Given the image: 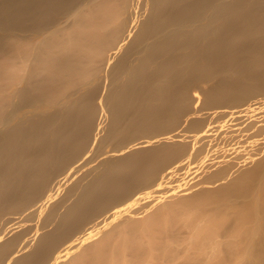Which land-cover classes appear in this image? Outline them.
I'll list each match as a JSON object with an SVG mask.
<instances>
[{
    "label": "bare ground",
    "instance_id": "obj_1",
    "mask_svg": "<svg viewBox=\"0 0 264 264\" xmlns=\"http://www.w3.org/2000/svg\"><path fill=\"white\" fill-rule=\"evenodd\" d=\"M0 264H264V0H0Z\"/></svg>",
    "mask_w": 264,
    "mask_h": 264
}]
</instances>
